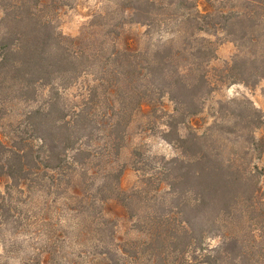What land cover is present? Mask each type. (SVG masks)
<instances>
[{
    "label": "trees",
    "instance_id": "trees-1",
    "mask_svg": "<svg viewBox=\"0 0 264 264\" xmlns=\"http://www.w3.org/2000/svg\"><path fill=\"white\" fill-rule=\"evenodd\" d=\"M133 1L123 14L130 12L138 22L151 26L176 17L163 0ZM240 3L246 14L215 22L187 0L177 16L180 45L172 40L154 51H132L116 42L124 18L106 24L105 32L92 20L79 36L65 37L53 22L64 1L0 0V179L11 182L1 197L23 187H37L44 196L61 193L57 200H43L39 213L26 221L32 231L24 264H54L60 238L75 239L83 248L82 264H264V167L248 159L264 145V138L254 136L264 114L251 107L243 124L230 128L215 121L203 133L186 126L180 134L216 87L264 79V0ZM218 28L240 52L246 48V58L238 55L225 70L216 69L215 84L210 62L216 48L200 34ZM40 87L50 89L45 103L29 105L23 114L9 107L37 103ZM73 87L75 102L61 109L59 100ZM164 98L175 104L164 119L163 139L176 156L139 180L142 185L126 189V167L117 158L121 142L135 116L148 113L144 107L157 109ZM240 127L249 131L246 151L239 155L230 147L225 153L229 140L216 132ZM101 132L109 142L104 150ZM99 174L104 180L94 192L89 179ZM110 201L124 206L134 222L128 239L119 241L117 222L105 213ZM8 210L2 201L0 211ZM0 217L1 229L9 220ZM212 236L221 237L222 245H206Z\"/></svg>",
    "mask_w": 264,
    "mask_h": 264
},
{
    "label": "rangeland",
    "instance_id": "rangeland-1",
    "mask_svg": "<svg viewBox=\"0 0 264 264\" xmlns=\"http://www.w3.org/2000/svg\"><path fill=\"white\" fill-rule=\"evenodd\" d=\"M62 1H64V4L53 15V22L56 31L65 37L79 36L92 20H97L101 24L100 32H105L110 29L106 24L116 23L124 18L126 22L118 30L119 35L116 38L118 46L122 49L154 51L172 40L175 46L180 45L182 41L178 34L179 17L177 16L182 12L184 13V9L186 8L184 3L187 0H163L164 2L171 3L170 9L167 12L175 13L176 17L170 22L156 19L151 26L144 24V22H138L137 16L132 15L130 12L123 14L125 6L131 2L134 3L133 0H130V2L127 0ZM191 1L198 5L200 12L211 13V18L215 22H222L221 16L226 17L230 13L246 14V8L240 3V0H234L236 2L234 8H231L226 3L228 0ZM210 32L212 33L211 35L201 33L200 37L211 40L216 48L215 58L210 62V68L212 69L210 73L211 80L215 81L216 84V77L214 76L216 69L225 70L226 66L231 64L232 60L238 57V55L246 58V48L240 52L236 43L232 41L233 37L228 36L222 29H212ZM215 90L213 93L205 96L202 103H199L203 107V111L199 115L190 117L186 121V125L181 127L180 134H186V126L193 128L199 133H203L215 121L219 125L229 126L230 128L234 127L236 122L243 124L247 111L251 107H255L264 114V79L248 86L245 83L228 82L222 87H216ZM64 94L59 103L61 109L67 110L75 102L77 89L75 87L70 88ZM49 96L50 89L48 87H40L37 103L27 105L14 102L13 106L9 107H13L17 113L23 114L30 107L29 105H41V103H45ZM0 97L4 98L2 95ZM156 105L157 109L150 110L148 107H144L143 110H149L148 113L135 116L137 122L132 123L126 139L121 142L122 149L117 158L118 164L125 165L126 167L122 179V185L126 189L142 185L139 180L142 178L148 180L151 173L160 167L159 165H165V160L176 156L173 144L163 139V131L167 129L164 125L166 123L164 119H166L167 113L172 112L175 104L168 98H164L162 99V103H156ZM19 117L18 115L16 118ZM12 118L14 117L6 119L10 120ZM141 127L145 128L142 130L140 129ZM238 129L240 130L229 134L222 130L216 132L220 138H227L226 141L229 140L228 146L224 150L225 153L232 151L230 147L239 155H242L246 151V136L249 134V131L242 130L241 127ZM106 133L101 132L100 135L98 134L102 138L100 145H102L101 148L103 150L109 145ZM96 135L97 132L94 131V136ZM254 136L257 140L264 138V126L254 131ZM134 151L137 154H132ZM248 159H250L252 165L264 167V145L252 151L248 155ZM244 163H246V158ZM89 180L94 184L92 191L97 192L98 186L102 184L104 179L99 174ZM10 184L11 182L8 178L3 177L0 179V203L3 201L6 205L12 207V210L0 211V215L3 213L4 218L9 220L0 229V236H2L0 238V264H24L26 255L30 252V234L32 231V228L27 226L26 221L39 213L40 207L44 205L43 200H57L61 193L44 196L39 194L37 187L33 189L23 187V191L15 189L3 199L1 194H6ZM104 210L109 217L114 218L117 222V238L120 239L119 241L128 239L131 236L130 231L134 222L130 219L126 208L116 202L110 201L104 205ZM68 230H65V233ZM74 242L75 239L70 243L69 240L65 241L60 238V242L57 245L61 248V253L58 254L59 260L55 258L56 262L54 264H72L73 261L82 264L83 257L78 258V255L80 254L79 249L83 248H77L73 244ZM222 243L223 239L219 236H212L206 241V245L210 247H219Z\"/></svg>",
    "mask_w": 264,
    "mask_h": 264
}]
</instances>
